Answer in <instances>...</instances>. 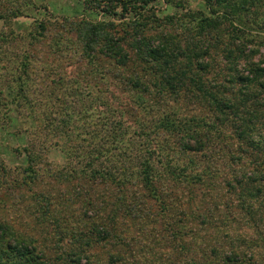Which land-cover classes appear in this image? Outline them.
Instances as JSON below:
<instances>
[{
  "label": "rangeland",
  "instance_id": "obj_1",
  "mask_svg": "<svg viewBox=\"0 0 264 264\" xmlns=\"http://www.w3.org/2000/svg\"><path fill=\"white\" fill-rule=\"evenodd\" d=\"M234 7L226 0H155L148 33L178 29L186 44L189 35L199 32L196 27L186 30L184 22L196 26L200 12L223 16ZM245 7L235 12L241 22L235 19L234 26L227 25L231 32L220 39L240 35L236 41L248 57L230 64L222 44L214 46L208 58L214 72L223 69L232 77L235 69L247 75L254 64L264 67V0ZM169 14L175 23L157 21ZM182 16L186 21L177 19ZM81 20L113 21L120 34L129 21L89 8L84 0H0V224L34 242L37 259L57 264L71 259L76 247L87 242L72 245L74 234L92 236L81 253L82 264H200L202 251L216 258L232 250L244 261L264 264V196L252 194L254 185L264 183L243 180L248 163L253 166L252 155L263 156L264 117L256 122L261 141L257 147L229 123L215 119L192 89L174 94L162 87L159 74L145 69L129 45L124 46L131 56L126 65L105 55L101 46L89 55L79 38ZM22 62L29 64L30 77L22 73ZM22 79L31 87L27 94L34 109L18 106L24 100L18 94ZM56 86L75 109L74 138L54 137L59 143L39 152L44 159L31 181L24 172L25 147L31 150L33 131L43 130L44 102L49 100L48 93L39 91ZM250 91L264 99V88L253 83ZM183 127L202 136L203 149H180ZM91 131L96 136L90 138ZM109 133L121 135L115 141L120 149L108 146L105 156L115 160L125 144L136 145L139 159L134 165L142 168L141 161H146L149 182L132 178L121 192L116 186L90 188L86 181L58 179L48 170V164L63 166L66 154L73 157L80 144L97 148L103 143L98 135ZM112 135L107 145L114 143ZM88 198L92 204L85 207Z\"/></svg>",
  "mask_w": 264,
  "mask_h": 264
},
{
  "label": "trees",
  "instance_id": "obj_2",
  "mask_svg": "<svg viewBox=\"0 0 264 264\" xmlns=\"http://www.w3.org/2000/svg\"><path fill=\"white\" fill-rule=\"evenodd\" d=\"M229 1L234 4L235 9L230 10L227 14L225 13L226 15L216 16L213 12L212 14L200 12L202 16L197 18L198 22L196 26L192 25L189 27L188 22H184L188 26L185 27L186 30L196 27L199 32L198 36L189 35L185 44L179 36L178 29L168 32L163 31L158 35H150L148 33V26L151 25L149 10L155 0H84V3L89 8L92 7L107 15L120 14V16L127 18L129 21L126 23L127 29H121L123 34H120L113 21L83 22L81 20L79 26L82 29L79 31V38L81 43H83L84 50L89 55L95 52L96 46H101V49L103 47L102 52L105 55L123 65L128 64L131 57L124 48L126 44L129 45L135 50L137 59L145 69L153 72L156 71L159 74L158 83L162 87L174 94H177V91L184 88L192 89L193 93L198 98L203 99L204 103L213 111L215 119L229 123L235 128L238 136L244 140L249 139L252 145L258 147L261 141L256 122H259L261 117H264V99L260 93L254 92L253 95L250 91V86L254 83L256 88H264V67L260 64H254V67L249 69L250 73L247 75L234 68L235 74L229 77L226 75L227 71L223 69L218 71V73L210 69L211 61H208L211 48H214V46L218 47L219 44H222V53L230 64H236V59H246L248 57L247 51L236 41V39L241 38L240 35L238 37L234 35L231 39L229 38V41H223L220 37L225 31L231 32L229 30L230 26L227 25L234 26L235 19L237 23L241 22V15H236V13H241V10L244 9L247 10L245 5L254 4V0ZM226 3L230 7L231 3L229 4L227 0ZM175 4L180 6L179 3ZM185 17L187 16L177 19L184 20ZM221 17L225 20H221ZM152 18L154 19L155 16ZM174 18L169 14L162 20L157 18V21L163 23L167 20L175 23ZM191 18L192 21L196 20V16L195 18L191 16ZM41 29L44 30L45 26L41 25ZM214 34L215 37H213ZM209 36L214 38V41L208 39ZM29 57L31 58V56ZM29 57L27 61H30ZM22 67V73H24L25 78L26 75L30 77L29 64L22 62ZM21 78L23 77L20 75L19 79ZM24 80L26 79H22L23 83H21L19 87L20 93H18L24 100L18 106L25 107L28 105L34 109L35 103H33V97L27 94L31 87ZM238 83L240 85L236 88L235 85ZM27 86H29L28 89ZM39 93H48L49 100L48 102L39 101V105L44 102L47 112V117L44 118V128L42 131H33L34 143H32L31 150L28 146L25 147L28 165L24 166V172L28 177L32 178L31 181H33L34 176H38L39 169L37 166H39V160L41 158L44 159L41 154L46 153V149H49L53 144L59 143V141L53 140L54 137L67 134V138H74L71 132V125L76 118L75 109L64 98L65 95L60 92L58 86L55 88L49 87V90H42ZM2 97L3 91L0 93V98ZM251 97L252 99H250ZM116 124L119 126V122H116ZM186 128L183 127V131L185 132H182L183 134L179 136L180 149L182 151H199L203 149L202 136L195 133L193 129L186 131ZM87 135L90 138L96 136L95 133H87ZM111 135L112 133L98 135L100 138H103V143L99 144L97 148L86 149V146L80 144L79 147L77 146L79 150L75 148L78 151H73V157L66 154L67 161L63 166L54 167L52 164H48V170L58 179L73 178L86 181L90 188L100 184L106 188L116 186L121 188V192L130 184L132 178L149 182L151 174L146 172V161H141L142 168L134 165L136 160L138 161L139 159L138 156L135 158L134 155L136 153L134 151L136 145L133 147L130 144H125L123 150H120L115 160L105 156L107 155L108 146L114 147L115 150L120 149V146L115 144V141L121 136L120 134H113L114 143L107 145L106 140ZM130 143H132V140ZM32 150H35L36 153ZM260 152L263 154L262 158L252 155L254 159L252 161L253 166L251 163H248L250 170L246 171L247 173H245L243 180L249 179L250 182L258 180L264 183V150L261 149ZM240 160L242 161L241 158ZM2 169H6V167ZM237 174H241V171ZM247 190H251V186ZM253 191L252 194L256 193L258 197L261 194L264 196V186L262 185H254ZM89 202L92 204V200L88 198L87 201H83L82 205L86 207L90 204ZM85 236L86 234H83V237H79V234L72 235V245L77 242L81 243L82 241L89 242L88 238H92L91 235ZM86 243L78 245L75 255L71 259H68V261L64 259L62 263L82 264L81 253L85 252L84 245ZM35 249L37 248L34 242L27 240L23 235L15 233L7 225L0 224V264H57L52 262V260H47L48 258L37 259L34 252ZM211 252L215 253L217 249H213ZM201 254L204 262L200 264H256L244 261L240 253L233 250L223 252L217 255L216 258H211L203 251Z\"/></svg>",
  "mask_w": 264,
  "mask_h": 264
}]
</instances>
